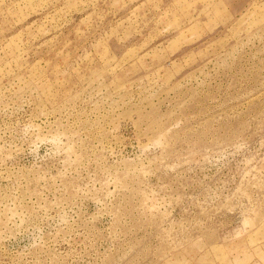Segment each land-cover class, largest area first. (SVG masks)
I'll return each instance as SVG.
<instances>
[{
  "label": "rangeland",
  "instance_id": "rangeland-1",
  "mask_svg": "<svg viewBox=\"0 0 264 264\" xmlns=\"http://www.w3.org/2000/svg\"><path fill=\"white\" fill-rule=\"evenodd\" d=\"M0 264H264V0H0Z\"/></svg>",
  "mask_w": 264,
  "mask_h": 264
}]
</instances>
